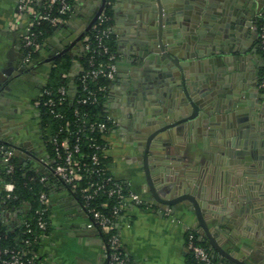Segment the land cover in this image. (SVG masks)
<instances>
[{"label":"crops","instance_id":"obj_1","mask_svg":"<svg viewBox=\"0 0 264 264\" xmlns=\"http://www.w3.org/2000/svg\"><path fill=\"white\" fill-rule=\"evenodd\" d=\"M17 1L0 0V72L8 68L10 62L13 67L9 75L0 73V136L12 138L25 146L29 154L25 153L26 158L20 160H27V165L35 167L36 158L49 160L51 156L47 149V129L39 124L38 104L49 75L48 71L43 72L37 66L32 75L25 79L23 74L16 76V80L10 83L19 62H22V38L29 19L26 15L18 17ZM98 2L75 0L74 10L65 25L47 39L34 62L39 64L62 45L71 44L76 32L90 19L89 14L98 8ZM146 7L144 0H115L112 7L119 70L106 99L105 111L118 124L108 130L104 140L110 171L149 201L140 138L131 133L134 127L145 125L148 115L141 112L143 122L131 117L136 107L126 105L124 86L129 71L127 61L133 47L130 39L137 35ZM259 54L263 59L258 63L264 65L262 50ZM242 68L243 71L237 72L250 79L256 73L250 67L245 71V65ZM256 80L257 77L251 79ZM239 91L234 89L232 113L223 112L217 104L214 106L211 115L213 128L202 118L177 132L165 133L156 142L150 160L159 193L164 197L184 192L195 195L202 203L211 228L227 221L235 211L239 212L234 205L248 201L253 207L255 194L264 189L260 162L249 166L244 164L247 159L256 161L264 155V126L254 125L251 119L254 98L245 97V93L249 94L246 90ZM238 118L241 128L236 125ZM239 137L242 141H249L248 147L241 149L243 154L235 150L239 146ZM259 149L262 154H258ZM238 159L241 163L234 164ZM41 167L42 172L51 174V168ZM53 178L48 192L50 229L40 242L36 264H106L103 233L87 227L89 216L78 194L69 185ZM28 210L27 203L17 207L2 206L0 221L16 230L27 220ZM232 225L229 233L221 237L224 246L248 264H264V217L259 213L250 215L245 212L242 216L238 214ZM118 230L130 264H191L187 258L188 235L192 231L200 233L196 216L187 203L169 210L153 205L129 206L118 218Z\"/></svg>","mask_w":264,"mask_h":264},{"label":"water","instance_id":"obj_2","mask_svg":"<svg viewBox=\"0 0 264 264\" xmlns=\"http://www.w3.org/2000/svg\"><path fill=\"white\" fill-rule=\"evenodd\" d=\"M103 2L104 0H99L98 8L89 14L90 19L76 32L73 42L62 45L60 49L66 47V50L70 51V56L78 57L77 49L101 13ZM144 2L147 3V10L145 17L141 18L143 23L137 35L130 39L133 47L131 46V58L127 61L129 71L124 86L126 105L136 107L131 117H134L135 121L143 122L141 112L148 115L145 125H141V128L134 127L131 133L140 138L141 160L148 185L147 191L150 193L149 202L164 210L176 209L180 204L187 203L196 216L201 236L207 241L212 252L220 256L224 264H248L245 259L232 254L224 246L221 237L229 233L238 214L242 216L246 212L251 215L255 212L264 217V189L255 194L256 202L253 207L248 201H242L241 204L239 201L240 205L233 206L239 212L235 211L227 221H221L215 228H211L202 203L195 195L184 192L164 197L159 193L152 176L150 160L156 142L165 133L177 132L202 118L213 128L211 115L216 104L223 112L232 113L235 88L240 91L246 90L249 94L245 93V97L254 98V113L251 119L254 125L264 126V90L259 87L261 78L254 82L248 76L237 72L243 71L244 62L246 65L248 63L252 65L251 70L257 74L260 68H264L263 64L258 63L263 58L256 48L249 50L251 45L248 49L239 46L242 40L245 43L247 38L254 35L253 29L250 28L252 22L246 26H239L240 23H237L238 17L243 14L247 16L245 19L261 20V15H264V0H144ZM231 21L234 24L232 27L229 25ZM252 62L253 64H250ZM12 69L10 62L9 67L0 73L9 75ZM17 69L10 83L16 80V76L26 72L21 61ZM236 125L239 128L242 126L239 118ZM0 142L14 150L15 156L19 159L26 158L25 153L29 154L25 146L13 141L12 138L0 136ZM238 142L239 146L235 150L243 154L241 149L248 147L249 141H242L239 137ZM254 146L253 144L252 147ZM230 148L233 149L231 145ZM260 149L258 154L263 153ZM247 160L244 162L245 166L260 162L261 171L264 172V155H260L256 161ZM240 163L239 159L234 162ZM24 165H27V160Z\"/></svg>","mask_w":264,"mask_h":264},{"label":"built area","instance_id":"obj_3","mask_svg":"<svg viewBox=\"0 0 264 264\" xmlns=\"http://www.w3.org/2000/svg\"><path fill=\"white\" fill-rule=\"evenodd\" d=\"M115 0H104L103 9L92 26V34L83 38L79 55L73 58L71 69L66 75L67 81L56 89L45 84L42 87L38 104L46 108L60 124L53 134H48V141L54 148V156L50 159L36 158L37 163L32 167L36 171L45 165L51 168L55 179L69 185L80 197L89 216L87 227L97 229L104 235L106 249V264H130L122 248V239L118 230V218L129 206H149L150 202L130 189L127 182L115 177L110 171L104 158L107 157L105 134L116 126L118 122L109 114L104 120L88 119V113L82 109L85 105H95L106 99L112 85L118 77L119 54L113 51L109 41L114 37L112 14L109 9ZM43 2V9L38 10L36 3ZM74 10L71 0H18V17L28 16L22 38L23 61L29 63L35 59L34 54L43 47L35 27L43 22L58 27ZM259 44L264 51V22L260 27ZM260 89L264 90V74L259 82ZM64 103L73 106V117L68 118L65 112L58 110ZM91 133L87 139L90 152L82 150L83 136ZM99 135V136H98ZM14 150L7 148L0 142V164L6 167L7 173L15 169L13 158ZM48 174V173H45ZM47 175H42L41 182L47 181ZM16 185L9 181L0 185V207L5 206V199L16 198ZM100 197H107L114 201L110 206L107 201L95 204ZM49 194L43 191L39 194L40 207L36 210L37 226L41 231L48 227L46 212L48 211ZM108 210V211H107ZM27 232L33 239H26L25 243L31 246L40 243L44 234L38 233L27 220ZM190 242L188 249L193 250L196 257L204 264H217L215 257L208 250ZM28 251L0 246V264H36V253L25 259ZM220 257V256H219ZM221 258V257H220Z\"/></svg>","mask_w":264,"mask_h":264},{"label":"trees","instance_id":"obj_4","mask_svg":"<svg viewBox=\"0 0 264 264\" xmlns=\"http://www.w3.org/2000/svg\"><path fill=\"white\" fill-rule=\"evenodd\" d=\"M71 1L73 4L75 3V0H71ZM43 6H44L43 2L42 3L38 2L35 5V7L38 10H42ZM109 13L112 14L111 8L109 9ZM69 16L70 14L66 15L64 17L65 21L58 27L51 26V24L48 22H43V24H41L40 26L35 27L36 31L40 33L39 39L43 42V44H45L47 39L50 36H52L60 26L65 25ZM87 34L91 35L92 29ZM109 44L113 51H117L114 37L111 38ZM37 54L38 52L34 54V57H36ZM72 60L73 57L69 55H65L58 60L56 65L49 70V77L46 83L47 87L56 89L57 87H59L60 85L64 84L67 81L66 75L69 73L71 69ZM39 109H40V114H41L40 118L43 129H47L48 134L49 133L53 134L57 130L60 121H58L55 117H53L50 111L42 107V105L39 106ZM82 109L88 113V119L91 121L104 120L106 118L107 113L105 111L103 98L100 103L95 105H85L82 107ZM58 110H62L63 112L66 113L68 118L72 119L73 106L64 103L58 107ZM90 134L91 133H87L86 136L82 135V138L84 140L82 144V150L85 152H90L91 150L87 143V139ZM99 138L101 141L103 142L105 141L104 138L101 137ZM47 149L49 154L51 156H54V148L49 141L47 143ZM13 161L15 164V169L12 173H7L6 167H4L3 165L0 166V185L9 181L14 182L16 185V190H15L16 198L5 199V202L3 204L8 207H17L21 204L27 203L29 205L27 222H30L38 233L40 234L42 233L46 235L50 229L49 210L46 212L45 215L46 220L48 221V227L45 231H41L37 226L36 210L40 207L39 194L43 191H46L47 193L49 192L50 182L54 178L50 174H45V173H41L40 171H36L30 165H24V162H22L16 156H14ZM104 162L107 163V157L104 158ZM42 175H47L48 177L47 181L45 182L40 181ZM95 201H96L95 204H100L103 201H107L110 206H112L114 202L107 197H100ZM190 236H192L191 240L193 244L205 248L211 254L214 255L217 264H224V260H222V258H220L219 256L215 255L212 252V249L210 248L207 241L204 240L201 234L196 231H192L191 233H189L187 239V246L190 242ZM28 238L33 239V236L29 232H27L26 224H23L21 227H19L16 230H12L6 224L0 221V246L14 248V249H23L28 251L27 254L25 255V259H26L29 256L35 254L39 249V245H40V243H34L31 246H28L25 243V240ZM187 258L191 264H204L201 260H199L196 257L193 250L191 249H188Z\"/></svg>","mask_w":264,"mask_h":264},{"label":"flooded vegetation","instance_id":"obj_5","mask_svg":"<svg viewBox=\"0 0 264 264\" xmlns=\"http://www.w3.org/2000/svg\"><path fill=\"white\" fill-rule=\"evenodd\" d=\"M245 18H247L246 15H244V14L242 16L240 15L238 17V19H237V23L238 22L240 23L239 26H243V25L246 26L248 23H251L252 22V27H250V28H251V30L253 29L254 35H251L250 38H247V40H245V43H243V40H242L240 42V45L239 46L242 47V48L245 47V49H248L250 47V45H251V47L249 48V50H252V49L256 48L258 50V53H259L260 50H262V48L260 47V44H259V33H260V27H261L262 23L264 22V15H261V17H260V18H262L261 20H259V18H257V19L256 18H253V20H251L250 18H248L249 20L248 19H245ZM229 25L232 27L234 24L231 21ZM231 27H229L230 32H231ZM79 50H81V45L79 46V48L77 49V51H79ZM69 52L70 51H67L66 50V47H63L62 49H59V51L57 53L53 54L52 56H50L49 58L45 59L44 61H42L39 64L35 63L34 60L31 61V62H29V63H25L23 61V57H22V66H23V68H25V71H26V72L23 73L24 79L27 78L28 75H32L34 73L33 72L34 71V68L37 67V66L43 72L45 70L48 71V75H49V70L53 66L56 65V63L58 62V60L60 58H62L65 55H69ZM76 52H74V53H76ZM262 52L264 53L263 50H262ZM60 53H63V54L59 56L58 54H60ZM73 60H72V62H73ZM244 65L246 66L245 71L247 70V68H249V67L251 68V65H249V64L246 65V62L244 63ZM248 72L249 71H247L246 73H248ZM253 74H254V76H252L251 79H256V77L257 78H262V76L264 74V68H260L258 74L257 73H253ZM39 124L42 125L41 118L39 119ZM42 128H43V126H42Z\"/></svg>","mask_w":264,"mask_h":264}]
</instances>
